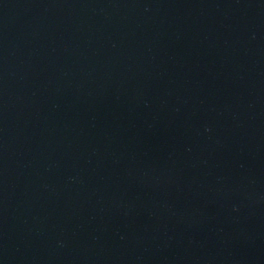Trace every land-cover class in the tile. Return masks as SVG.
Listing matches in <instances>:
<instances>
[{"label":"water","instance_id":"obj_1","mask_svg":"<svg viewBox=\"0 0 264 264\" xmlns=\"http://www.w3.org/2000/svg\"><path fill=\"white\" fill-rule=\"evenodd\" d=\"M0 264H264V0H0Z\"/></svg>","mask_w":264,"mask_h":264}]
</instances>
